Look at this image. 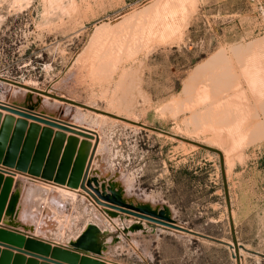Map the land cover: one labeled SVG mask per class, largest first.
Masks as SVG:
<instances>
[{
	"label": "rangeland",
	"instance_id": "obj_1",
	"mask_svg": "<svg viewBox=\"0 0 264 264\" xmlns=\"http://www.w3.org/2000/svg\"><path fill=\"white\" fill-rule=\"evenodd\" d=\"M154 1L0 0V80L3 83L0 84V117L2 122L12 116L16 122L25 123L24 129L21 128L24 130L22 142L16 139V165H9L12 162L5 159L0 161V177L3 185L7 179L16 185L8 203L17 197V215L28 202H24L26 196L36 190L37 202L32 196L26 208L30 207L33 213L28 211L33 215L43 213V216L40 213L42 219L38 213L35 215L39 222L43 221V231L36 235L24 229L19 223L20 216L16 218V225L6 223L28 236L36 235L37 239L63 247H70L88 227L98 229L99 253L107 264H225L226 260L232 264H264V114L260 112V104L264 102V0H157L158 7L155 4L152 13L147 14L148 19L144 18L149 20L145 23V34L138 32L145 22H140L143 18L134 19L133 30L117 27L122 16L139 12ZM104 23L109 25V30L95 33L96 27ZM167 26H171V33ZM136 29L135 35L145 38L140 41L145 43L142 44L145 49L140 50L143 53L132 55L134 59L123 58L114 76L112 72L111 76H98L96 55L110 46L116 49L117 41L131 37ZM258 39L254 58L263 62V65L258 62L263 69L244 73L230 47ZM219 51L227 53L233 67L231 73L235 75L229 79L235 77L233 83L228 81L231 85L226 88L228 92L225 89L222 94L230 96L238 90L239 98L234 93L229 99L249 105L248 110L242 106L245 118L239 124L245 137L242 134L230 139L225 130L221 133L211 128L210 133L205 128L198 132L200 128L185 126L183 121L190 115L189 109H205L222 96L211 95L213 91L205 88V83L194 88L193 97L183 92L192 71ZM123 67L129 69V76L120 84ZM24 84L30 85L27 89L32 92L27 101L17 103L11 98L14 87H24ZM45 96L52 100L44 106ZM224 98L219 104L225 105ZM53 99L63 104L57 105ZM1 107L68 130L49 128L12 115ZM93 110L134 124L113 117L100 120L96 117L100 113ZM255 111L259 113L256 119L251 117ZM261 120L262 127L250 138L249 128ZM31 126L38 127V135L27 140ZM45 129L55 133L51 139L48 135L42 137ZM58 132L66 139L73 137L79 143H89V161L96 150L92 136L99 135L101 145L89 182L93 184L96 180L100 187L111 181L126 183L137 200L148 199L154 211H169L173 223L182 232L162 226L154 229L151 223L133 221L124 214L100 208L95 193L90 198L86 193L76 192L74 200L63 196L58 189L73 191L77 186L81 188L82 183L71 180V173L69 178L60 175L68 168L69 158L64 151L58 164H54L57 159L50 152L52 139ZM12 137L13 134L5 156L9 147L12 148ZM1 138L0 134V143ZM21 155L23 162L19 167ZM87 179L84 186L88 188ZM96 213L104 219H99ZM115 219L117 222L112 221ZM113 235L115 242L121 240V243L112 249L111 244L103 252V239Z\"/></svg>",
	"mask_w": 264,
	"mask_h": 264
},
{
	"label": "bare ground",
	"instance_id": "obj_2",
	"mask_svg": "<svg viewBox=\"0 0 264 264\" xmlns=\"http://www.w3.org/2000/svg\"><path fill=\"white\" fill-rule=\"evenodd\" d=\"M158 1H154L152 3H150L148 6L144 7L143 9H141L139 12H135L133 14H128V15H124L122 16L120 19V23L117 24V27H130V29H132V27L134 28V23L136 22L135 20H139V19H144L145 17H148L147 14H151V10L155 9V4L157 3ZM159 5V4H158ZM154 7V8H153ZM157 4H156V8H157ZM153 8V9H152ZM148 14V15H149ZM135 19V20H134ZM141 20L140 22L142 23L144 20ZM135 21V22H134ZM149 21V20H147ZM147 21L144 22V24H141L139 27L141 28L140 30L138 29V32L141 31L143 34L144 33V29L145 27L147 26L145 23H147ZM144 25V28H142ZM166 25V24H165ZM172 25V24H171ZM155 27V26H154ZM169 28V31H170V27L167 26ZM109 30V25L108 24H101L100 26H97L96 27V31L95 33H98L104 29H107ZM143 29V30H142ZM123 30V29H122ZM133 30V29H132ZM128 31V30H127ZM152 31V30H151ZM150 31V32H151ZM108 32V31H107ZM137 32V29L134 31V33L132 32V36L131 37H126L120 41H117V43L119 42V45L118 47L115 49V48H112L111 46L109 47V49L107 50H103L101 51V53L97 54L95 59L96 61L98 62L97 64V75L100 76V77H104L102 75H110L111 76V72H112V75L114 76L115 74L113 73L114 71H117L119 70L117 65H119L120 63H122V59L127 57V58H130L129 56H132V55H137L138 53H141L140 50L141 48L143 47V45H145V43H140L141 39L143 37H140L138 38V35H135V33H138ZM140 32V33H141ZM147 32V31H146ZM172 31H170L171 33ZM176 33V32H175ZM100 34V33H99ZM104 34H105V31H104ZM103 34V35H104ZM107 34V33H106ZM155 34V32H154ZM141 35V34H140ZM97 36V34H96ZM105 36V35H104ZM108 36V35H107ZM144 36V35H142ZM160 36V35H159ZM164 36V35H163ZM98 37V36H97ZM145 39V38H143ZM142 39V40H143ZM116 42V41H115ZM143 42V41H142ZM149 42V40H148ZM260 42V40H255L254 42H251V43H247V44H244V45H234V46H231L230 47V52L232 53V55L235 57V60L237 61L236 63H238L240 66V68H242L243 72L245 73H248V72H256L259 69V63L261 65H263L262 63L263 62H260V61H257V59H255L256 57L254 56V48L255 46L258 45V43ZM111 44V43H110ZM113 46L115 47V45L113 44ZM145 47V46H144ZM143 47V48H144ZM149 47V46H148ZM145 49V48H144ZM147 51V50H146ZM148 52H150L148 50ZM143 53V52H142ZM258 53V52H257ZM146 56V55H145ZM143 56V57H145ZM135 57V56H134ZM137 57V56H136ZM255 57V58H254ZM133 58V56H132ZM134 59V58H133ZM132 59V60H133ZM259 59H262V58H259ZM258 59V60H259ZM129 60V59H128ZM131 61V60H130ZM120 62V63H119ZM125 62V61H124ZM123 62V63H124ZM259 62V63H258ZM135 64V62H134ZM235 64V63H234ZM124 65V64H123ZM233 65V64H232ZM237 65V64H236ZM120 66V65H119ZM264 66V65H263ZM263 66H261L260 68H262ZM231 60L229 59V57L227 56V53L225 51H219L215 54H213L211 57H209L203 64L197 66L193 71H192V76L187 80V84L186 86L184 87L183 89V92L186 94V96H189L190 95L192 96L193 92H194V88L195 90L197 89L196 87L198 85H201L202 83H205L203 86L205 88H208V89H211L213 92L211 95L215 94V96H220V94H222V90H225L226 88L230 87V83H233L232 80L235 78L233 77L232 80L229 81V79L232 78V74L231 71L233 70V67L231 69ZM120 68V67H119ZM137 68V67H136ZM264 68V67H263ZM262 68V69H263ZM129 69H126L123 67V69H121L120 71V81L118 80V82L120 84H122V81L124 77L126 76H129ZM135 70V69H134ZM264 70V69H263ZM248 71V72H247ZM128 72V74H127ZM234 72V71H233ZM132 73V71H131ZM130 73V74H131ZM262 73V71H261ZM261 73H256L257 75L260 74L262 75ZM253 74V73H252ZM255 74V75H256ZM134 75V74H133ZM250 75V73L248 74ZM131 76V75H130ZM231 76V77H230ZM233 76H235L233 74ZM251 77H253L252 75H250ZM249 76V77H250ZM107 78V77H106ZM113 79V78H112ZM127 80V79H126ZM248 80V79H247ZM112 81V80H111ZM114 81V80H113ZM229 81V82H228ZM237 81V80H236ZM6 82V81H5ZM4 82V83H5ZM117 83V82H116ZM124 83V82H123ZM126 83V81H125ZM229 83V85H228ZM0 84H3L2 81L0 80ZM20 85V84H19ZM116 85V84H114ZM262 85V84H261ZM24 87H17L15 86L14 87V90H13V94H12V100L16 101L17 103L19 102H23V101H27L28 100V95L29 93H31L32 91H30V89H27V87L30 88V85L28 84H24L23 85ZM117 86H119V90H120V85L117 84ZM232 86H235V85H232ZM26 87V88H25ZM203 88V87H202ZM204 88V89H205ZM237 88V87H236ZM264 88V87H263ZM232 88H229V90L231 91ZM116 90V89H115ZM113 90V92L115 91ZM227 90V89H226ZM222 91V92H221ZM229 91V92H230ZM245 91V90H244ZM112 92V91H111ZM226 92V91H225ZM228 92V90H227ZM241 90L239 91V94H240ZM234 93H236V98L238 97V90L235 91ZM234 93H232V95L234 96ZM113 94V93H112ZM223 94H225L223 96ZM221 97H219L220 99H216V100H213L211 101L208 105H206L207 107L205 109H200V110H193V109H189L190 111V115L185 118L183 121H184V124H186L185 126H190L192 125L193 127L195 126L196 128H200L199 130H197L198 132L205 128L206 130H208V132L210 133L213 129H215L217 132H221L222 133V130L223 132L226 131V134L228 137L231 138H235V135H237V137H240L243 133H242V130L240 128V125L239 124H242V120L244 117V109L243 107H246V110H248V107L249 105L245 106V103L244 105H240V101L239 103L237 101H234L232 99H229L230 96H226L227 93H223ZM231 94V93H230ZM197 95V94H196ZM228 95V94H227ZM242 95V94H241ZM113 97V95H112ZM188 97V98H189ZM193 97V96H192ZM191 97V98H192ZM214 97V96H213ZM222 97H225L224 99H226V102L223 103L225 105H221L219 103L221 98ZM227 97L229 100L231 101H228L227 102ZM244 97V95H243ZM44 101H43V105L45 103H47V101L49 100H52V99H49V97L45 96L44 97ZM188 98L187 100L185 101H188ZM239 98V97H238ZM174 99V98H173ZM242 99V98H241ZM255 99V98H254ZM175 100V99H174ZM179 100V99H178ZM240 100V99H239ZM54 103H56L57 105H62L63 102L59 101V100H56V99H53ZM177 101V100H176ZM175 101V103H176ZM222 101V100H221ZM249 101V100H248ZM242 102V101H241ZM245 102V101H244ZM260 102V101H259ZM180 103V106H181V101H179ZM185 103V102H184ZM184 103H182V105H184ZM227 103V104H226ZM250 103V102H249ZM257 103V102H256ZM170 104V103H169ZM173 104V103H172ZM178 104V103H177ZM43 105H41L43 107ZM44 105V106H45ZM251 105V104H250ZM40 106V107H41ZM224 106V107H223ZM243 106V107H242ZM257 106V105H256ZM41 107V108H42ZM253 107V106H252ZM58 108V107H57ZM258 108V107H257ZM43 109V108H42ZM51 109V108H50ZM78 109H80L78 107ZM173 109V108H172ZM250 109V108H249ZM260 109L262 112V115L264 114V102L260 104ZM256 110V109H255ZM259 110V109H258ZM166 111V110H165ZM175 111V110H174ZM179 111V110H178ZM252 111V110H251ZM96 112V111H95ZM183 112V111H182ZM256 112V111H255ZM99 113V112H97ZM173 113V112H172ZM253 113V112H252ZM103 114L102 112L100 114H96V117L99 118L100 120L101 119H108L109 117H106L104 115H101ZM246 114V113H245ZM250 114V113H249ZM248 114V116H249ZM259 113H255L254 115H252L251 117L255 118L258 116ZM9 117V116H8ZM7 117V118H8ZM15 117V116H14ZM176 117V116H175ZM259 117V116H258ZM257 117V118H258ZM120 118V117H119ZM250 118V116H249ZM264 118V116H263ZM123 119V118H122ZM256 119V118H255ZM127 120V119H126ZM264 120V119H263ZM263 120L259 121V123H255L256 125L252 126L251 128H249L248 130V133L249 131L251 130V132L249 133V136L251 138V136H253V134H257L256 130L260 129V127H262L261 125H263ZM5 121V119H4ZM128 121V120H127ZM182 121V122H183ZM245 121V120H244ZM116 122V121H115ZM241 122V123H240ZM248 122V121H247ZM17 123V122H16ZM183 124V123H182ZM244 125V124H243ZM76 127L80 128L81 126H78V125H75ZM242 126V125H241ZM18 127V126H17ZM16 127V130H18V128ZM83 128V127H81ZM187 128V127H186ZM210 128H211V131H210ZM86 129V128H84ZM263 129V128H262ZM87 130V129H86ZM89 130V129H88ZM204 130V129H203ZM205 130V131H206ZM225 130V131H224ZM94 132V131H93ZM207 132V131H206ZM245 132V131H243ZM62 133V132H60ZM204 133V132H203ZM208 133V134H209ZM55 134V133H54ZM66 134V133H65ZM214 134V133H212ZM63 135V133L61 134ZM77 135V134H76ZM75 136V135H74ZM244 136V134L242 135ZM78 137V136H77ZM217 137V136H216ZM245 137V136H244ZM86 138V137H84ZM93 140H92V145H96V150H95V156L94 158L92 159V157L90 158V161L88 160V157H89V154H90V149H91V145L89 143H87L86 141H83L81 143H79L80 141H78L76 138H73V137H70L68 139L65 140V142L67 141L66 143V146H61V153H63V151H65L69 145V158H71V165H70V172L71 171H76L77 170H81V173H80V182L82 183V187L79 188V187H76V190H68V189H58L59 192L61 191L63 196L65 197H69L71 199H75V196H76V192H82L83 194L85 195H89V197L91 198L93 196V194L95 193L96 196L98 197L100 203H99V206L100 208H104L106 210H109V211H114L116 213H121V214H124L126 215L127 217H130V219H132L133 221L134 220H138V221H144V222H148L147 220L144 219V217H140L141 215L143 216L144 214H141V210H146V211H149V212H152V213H156V214H163L165 215L166 217H168L172 222H174L171 218H170V213L169 211L167 210H161V211H154L153 209V204L151 201H148V199H145V200H137L131 193H130V188L128 187V185H126V183L124 182H108L107 184H105L104 186L101 185L100 187V182L98 183L96 180L94 181V183L92 184L91 182H89V177H90V173L94 167V164H95V157L96 155L98 154V151H99V148H100V145H101V141H100V137L99 135L98 136H92ZM98 138V140L96 139ZM79 139L81 140V138L79 137ZM95 139L96 141L98 142L97 144L95 143ZM221 140V139H220ZM234 140V139H233ZM54 141V139H53ZM64 142V143H65ZM91 142V141H90ZM241 142V141H240ZM53 143V142H52ZM59 143H60V140H57L56 142V147L58 148L59 147ZM65 145V144H64ZM53 146H54V143H53ZM75 149V150H73ZM78 149V150H77ZM80 157V158H84V163H83V166L78 168L79 167V163L78 164H75V161L77 159V157ZM89 161L88 165L86 166V161ZM86 167V168H85ZM80 172V171H79ZM62 176V175H61ZM68 178H69V175H66ZM18 177V176H17ZM88 178V179H87ZM83 179V181H82ZM88 181L87 183V186L88 185H91L92 189H90V187L88 186L85 187L84 186V182ZM22 184V183H21ZM120 184H123V186ZM131 185V184H130ZM37 187V186H36ZM35 187V188H36ZM105 187V188H104ZM39 188V187H38ZM29 189V188H28ZM31 189V188H30ZM29 189V190H30ZM45 189V188H43ZM42 187H41V190H43ZM33 190V188L31 189V191ZM41 190H40V193H41ZM35 193H36V190L34 189ZM27 192V191H26ZM25 192V193H26ZM39 192V191H38ZM99 194H97V193ZM25 193H23L25 197ZM34 192H30V195L29 196H26L27 200L25 199L24 202L28 201L30 202L31 204V197L34 196L35 198V193L33 194ZM46 193V191H45ZM39 194V193H38ZM42 194V193H41ZM47 194V193H46ZM41 197V196H40ZM109 198V199H112V200H118L119 202L123 203V205L125 206H119L117 204H114L108 200H106V198ZM22 198V199H23ZM33 198V197H32ZM38 198V197H37ZM41 199V198H39ZM38 199V200H39ZM37 200L36 198L34 199V201ZM23 201V200H22ZM21 201V202H22ZM42 202V200H40ZM16 202H17V197H16ZM26 203V205L29 203ZM37 202V201H35ZM97 202V201H96ZM23 203V202H22ZM33 204H36L32 201ZM25 204V203H24ZM32 204V205H33ZM41 204V203H40ZM39 204V205H40ZM26 205L24 206L22 204V206H24L23 210H21L19 212V215L16 214V218L19 216L21 217V221L19 222L20 224H22L23 226H26V229L28 230H31L32 232L36 233V235H40L41 232L43 231V225H42V222L38 221V216L35 217V215H37V213L40 215V213L42 212H37L35 213L34 215L31 214L33 213L31 211V208L29 207L26 208ZM28 207V206H27ZM35 207V206H33ZM37 207V206H36ZM38 208V207H37ZM30 210L31 213L28 211ZM33 210V209H32ZM37 209H35L36 211ZM34 211V210H33ZM56 214V213H55ZM112 215H114L115 213H110ZM43 216V213L41 214ZM41 215L39 217H41ZM46 216V215H45ZM49 216V215H47ZM95 216L99 217V219H104L103 216H101L99 213H96ZM147 217V216H145ZM40 219V218H39ZM42 219V217H41ZM38 221V222H37ZM112 221H116L117 220H112ZM132 221V222H133ZM150 223V222H148ZM172 224V223H171ZM44 225L46 226V223H44ZM152 225V224H151ZM172 225H175V224H172ZM48 230H49V226H47ZM89 228V227H88ZM87 228V231L84 233V235H81V237H78V239L73 242L74 244L78 243L80 245H83V246H87V243L86 241H90L92 239V235L94 233V228H90L88 229ZM163 228V227H161ZM45 230V229H44ZM54 231V230H53ZM57 231V230H56ZM175 231V230H174ZM179 232V231H178ZM182 232V230H181ZM34 235V237L36 236ZM30 236V235H29ZM37 237V236H36ZM121 237V236H120ZM39 238V237H38ZM122 239V238H120ZM116 240H114V235L113 237H108L107 240L106 238L103 239V245L101 246L102 247V251H106V247L107 246H110L111 244L113 245L112 247H110L111 249L116 247L118 244L121 243V240H119V242H115ZM72 244V243H71ZM91 249H92V252L95 251V252H90L89 251V256L91 257H95L94 259L97 260V261H101L103 263H106L104 262L102 259V257L100 256V253H99V242L97 241L92 243L91 244ZM55 247V246H54ZM67 247V246H66ZM109 249V248H108ZM244 253V252H243ZM102 255V254H101ZM243 257V256H242ZM107 264V263H106Z\"/></svg>",
	"mask_w": 264,
	"mask_h": 264
},
{
	"label": "water",
	"instance_id": "obj_3",
	"mask_svg": "<svg viewBox=\"0 0 264 264\" xmlns=\"http://www.w3.org/2000/svg\"><path fill=\"white\" fill-rule=\"evenodd\" d=\"M11 83L14 85H18L15 82H11ZM1 108L6 109V111L12 115H18L22 118L31 119L38 123H43L47 125V127L49 128H56L58 130H61L62 132L64 130L65 131L68 130L67 128L61 125H58L56 123L44 121L43 119L28 115L25 113L18 112L14 109L4 108V107H1ZM93 111L101 113L100 111H97V110H93ZM102 113L103 115H106L108 117H113L120 121L134 124L130 121H127L126 119H122V118H119V117H116V116H113V115H110L104 112ZM1 119L2 118L0 117V127H1L0 134L2 135V138H1L2 143H0V161H3L5 159L7 160V162L9 161L12 162L9 165L13 164L12 166H15L16 165V151H17L16 150V139H18V141L21 140L20 137H22L21 135L24 133L23 129H24L25 123L24 122L22 123L21 121H17L16 123V120L12 116H9L8 118L6 117L5 121L3 122L1 121ZM22 126H23V129L21 130ZM16 127L18 128V130H16ZM38 130L39 129L37 126H31L26 135L27 140H31L33 137H36L38 135L37 134ZM12 134H13V137H12L13 145L11 149L9 147L7 154L5 156L4 151H6L8 140ZM61 134L62 133H59V132L56 133V136L53 138L54 141H52L54 143V146H52L50 155L52 153L55 159H57L55 160L54 164L55 163L58 164V161L60 160L61 154H62L61 146H64V142L66 140L65 135H61ZM46 135H48V138L51 139L54 136V132L51 131V129H45L43 130L42 137L44 136L46 137ZM81 135L83 137L90 138L89 135H86V134H81ZM57 140H60L58 148L55 145ZM20 142H22V140ZM194 145L204 148L206 150L212 151V149L209 147H205L203 145H197V144H194ZM18 149H20V146H18ZM68 151H69V145L67 149L64 151L65 152L64 154L67 155L69 158ZM22 157L23 155L20 156V159L18 161L19 167L22 166V162H23L21 161ZM50 160H53V159H50ZM43 163L45 164L44 161ZM78 163H79L78 168L82 167L84 163V158H80L78 156L75 161V164H78ZM70 165H71V158H69V161H68V166H67L68 168L64 172L61 171L60 173V175H62L63 178L67 177L66 175H68V173L70 172L69 171ZM80 173H81L80 169L77 171L76 169L75 171L74 170L71 171V180L73 179L77 181V183L80 184V181H79ZM2 180H3V177H0V222L3 221V218L5 215H8V216L11 215L16 208V196H14L12 200L10 201V203H8L9 196L13 190V182L7 179L3 185ZM88 186L90 187V189H92L91 185H88ZM106 200L114 204H117L119 206H125L123 205V203L119 202L118 200H112L109 198H106ZM140 212L141 214H144L143 216L141 215L140 217H144L145 220L150 222L154 229H156V227L158 226H162V227L175 230V231L182 230L180 227L176 225H172L174 223L162 213L156 214V213H152L146 210H141ZM113 216H117V215L114 214ZM136 228L138 227H133V229H136ZM98 234H99L98 229L94 230L92 239L90 241H86L87 246H83L78 243L76 244L72 243L70 247H63V246H57V245L54 247L53 245H51L50 243L46 241L37 239L35 237L27 236L26 234L22 233L21 231H18L17 229L13 230V229H7V228L0 227V247L4 248L3 250L0 249V264H106L101 261H97L98 259L95 260L94 259L95 257H91L88 255L89 251L92 252L91 244L94 242L97 243V241H99V239L97 238ZM105 236L107 237V235ZM237 260H239L238 257H237Z\"/></svg>",
	"mask_w": 264,
	"mask_h": 264
},
{
	"label": "crops",
	"instance_id": "obj_4",
	"mask_svg": "<svg viewBox=\"0 0 264 264\" xmlns=\"http://www.w3.org/2000/svg\"><path fill=\"white\" fill-rule=\"evenodd\" d=\"M13 188H15V190H16V185H14L13 186ZM15 192V195H16V191H14ZM16 210H17V208H15V210H14V212L11 214V215H5L4 216V218H3V221L2 222H0V227H3V228H7V229H13V230H16V228H14V227H11V226H8V224L6 223V222H9V223H11V224H13V225H16ZM20 212V211H19ZM3 223V224H2ZM24 229H26V226H23L22 224H20ZM18 231H20L19 229H17ZM21 232H22V230H21ZM22 233H24V232H22ZM24 234H26V233H24ZM28 236V235H27ZM0 249H4L3 247H0ZM225 264H232V263H230V261L229 260H226L225 261Z\"/></svg>",
	"mask_w": 264,
	"mask_h": 264
}]
</instances>
